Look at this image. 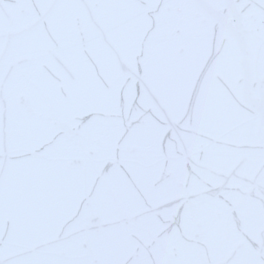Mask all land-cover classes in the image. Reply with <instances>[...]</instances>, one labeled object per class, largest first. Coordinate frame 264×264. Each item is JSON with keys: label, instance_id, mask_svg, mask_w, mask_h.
I'll return each instance as SVG.
<instances>
[{"label": "snow or ice", "instance_id": "6c2138e0", "mask_svg": "<svg viewBox=\"0 0 264 264\" xmlns=\"http://www.w3.org/2000/svg\"><path fill=\"white\" fill-rule=\"evenodd\" d=\"M0 264H264V0H0Z\"/></svg>", "mask_w": 264, "mask_h": 264}]
</instances>
